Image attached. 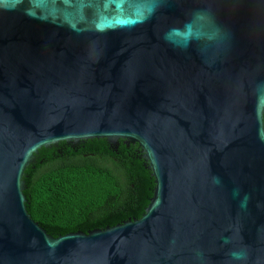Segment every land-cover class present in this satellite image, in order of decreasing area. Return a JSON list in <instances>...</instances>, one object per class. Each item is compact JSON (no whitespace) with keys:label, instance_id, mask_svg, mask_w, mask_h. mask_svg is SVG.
Here are the masks:
<instances>
[{"label":"water","instance_id":"water-1","mask_svg":"<svg viewBox=\"0 0 264 264\" xmlns=\"http://www.w3.org/2000/svg\"><path fill=\"white\" fill-rule=\"evenodd\" d=\"M138 144L140 219L49 235L43 148ZM0 264H264V0H0Z\"/></svg>","mask_w":264,"mask_h":264},{"label":"trees","instance_id":"trees-1","mask_svg":"<svg viewBox=\"0 0 264 264\" xmlns=\"http://www.w3.org/2000/svg\"><path fill=\"white\" fill-rule=\"evenodd\" d=\"M24 181L29 215L55 238L140 219L155 188L139 145L124 140L43 148Z\"/></svg>","mask_w":264,"mask_h":264}]
</instances>
